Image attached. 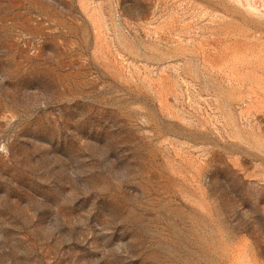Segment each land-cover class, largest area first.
<instances>
[{
  "label": "rangeland",
  "instance_id": "374dc122",
  "mask_svg": "<svg viewBox=\"0 0 264 264\" xmlns=\"http://www.w3.org/2000/svg\"><path fill=\"white\" fill-rule=\"evenodd\" d=\"M0 264H264V0H0Z\"/></svg>",
  "mask_w": 264,
  "mask_h": 264
}]
</instances>
